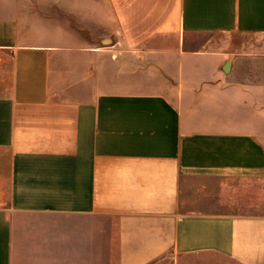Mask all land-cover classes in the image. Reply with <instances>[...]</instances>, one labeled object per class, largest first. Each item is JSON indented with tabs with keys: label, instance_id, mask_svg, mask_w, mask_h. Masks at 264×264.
Returning a JSON list of instances; mask_svg holds the SVG:
<instances>
[{
	"label": "crops",
	"instance_id": "obj_1",
	"mask_svg": "<svg viewBox=\"0 0 264 264\" xmlns=\"http://www.w3.org/2000/svg\"><path fill=\"white\" fill-rule=\"evenodd\" d=\"M0 264H264V0H0Z\"/></svg>",
	"mask_w": 264,
	"mask_h": 264
},
{
	"label": "rangeland",
	"instance_id": "obj_2",
	"mask_svg": "<svg viewBox=\"0 0 264 264\" xmlns=\"http://www.w3.org/2000/svg\"><path fill=\"white\" fill-rule=\"evenodd\" d=\"M15 233H17V231L15 230Z\"/></svg>",
	"mask_w": 264,
	"mask_h": 264
}]
</instances>
